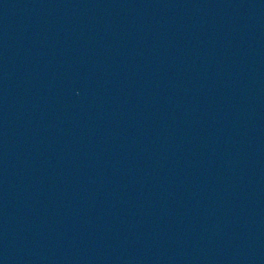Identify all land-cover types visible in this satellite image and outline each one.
<instances>
[{"label":"water","instance_id":"95a60500","mask_svg":"<svg viewBox=\"0 0 264 264\" xmlns=\"http://www.w3.org/2000/svg\"><path fill=\"white\" fill-rule=\"evenodd\" d=\"M0 264H264V0H0Z\"/></svg>","mask_w":264,"mask_h":264}]
</instances>
